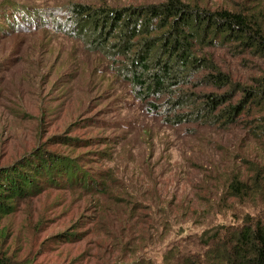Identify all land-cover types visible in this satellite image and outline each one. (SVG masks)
Masks as SVG:
<instances>
[{
	"label": "rangeland",
	"instance_id": "374dc122",
	"mask_svg": "<svg viewBox=\"0 0 264 264\" xmlns=\"http://www.w3.org/2000/svg\"><path fill=\"white\" fill-rule=\"evenodd\" d=\"M159 1L0 0L4 10L25 6L41 17L35 26L31 21L0 30V168L42 149L74 158L98 181L88 189L44 185L18 199L12 212L0 216V259L165 264L167 255L171 264H181L184 257L200 256L221 226L264 212V135L252 134V111L231 124L173 122L171 116L189 107L172 109L166 95L139 96L115 59L50 20H66L73 3ZM184 1L235 10L258 1L264 12V0ZM202 52L238 86L264 73V57L247 49L221 44ZM199 76L176 94L227 89L200 83ZM256 172L260 192L230 195L232 177L251 184Z\"/></svg>",
	"mask_w": 264,
	"mask_h": 264
},
{
	"label": "trees",
	"instance_id": "16d2710c",
	"mask_svg": "<svg viewBox=\"0 0 264 264\" xmlns=\"http://www.w3.org/2000/svg\"><path fill=\"white\" fill-rule=\"evenodd\" d=\"M8 7L10 11L0 8V30L16 29L31 21L35 26L41 20L40 12L25 6ZM50 20L57 29L67 26L93 51L115 59L120 75L139 96L166 95L172 109L189 107L171 116L173 122L195 119L231 124L241 113L252 111L251 132L256 137L264 135V73L253 84L238 86L202 54L207 46L229 44L264 57V12L258 1L237 10L210 9L184 0L119 7L73 3L66 20ZM197 74L200 83L227 89L222 93L176 94ZM235 92L240 94L232 101ZM94 177L74 158L32 150L0 168V216L12 212L18 199L33 195L44 185L88 189L98 182ZM251 179L249 184L232 177L228 192L235 197L247 189L260 192L257 172ZM205 247L200 256L184 257L181 264H264V212L244 214L236 224L221 226ZM163 261L171 264L167 255ZM0 264L12 263L1 258Z\"/></svg>",
	"mask_w": 264,
	"mask_h": 264
}]
</instances>
